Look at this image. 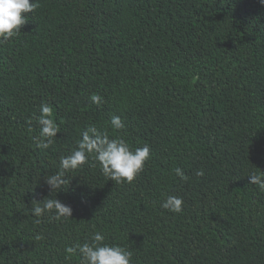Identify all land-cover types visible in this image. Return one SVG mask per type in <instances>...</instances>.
Here are the masks:
<instances>
[{
	"label": "trees",
	"instance_id": "1",
	"mask_svg": "<svg viewBox=\"0 0 264 264\" xmlns=\"http://www.w3.org/2000/svg\"><path fill=\"white\" fill-rule=\"evenodd\" d=\"M39 5L0 41V264H80L70 249L96 232L132 264H264V191L249 177L264 173V3ZM42 103L60 127L47 149L35 139ZM89 124L149 145L150 159L119 184L90 159L52 192L45 177ZM169 195L183 197L181 213L162 207ZM46 198L72 217L34 216Z\"/></svg>",
	"mask_w": 264,
	"mask_h": 264
},
{
	"label": "clouds",
	"instance_id": "2",
	"mask_svg": "<svg viewBox=\"0 0 264 264\" xmlns=\"http://www.w3.org/2000/svg\"><path fill=\"white\" fill-rule=\"evenodd\" d=\"M264 3V0H261ZM39 0H0V41H6L21 31V26L28 21V13H34L39 7ZM94 104L99 105L102 97L93 93L90 97ZM40 132L35 138L37 146L47 149L53 143L54 138L60 132L59 124L53 118V108L48 103L40 105L39 116L36 117ZM110 125L114 130H121L125 124L120 116L113 115ZM96 161L102 173L116 184L127 181L133 182L141 173L150 159V146L133 147L122 135L110 136L101 131L96 125L89 124L81 133L76 149L67 156L60 158V170L46 176V183L52 192H59L70 184L66 173L76 170L89 160ZM175 173L181 179H187L184 171L177 167ZM202 176L203 170L196 173ZM250 183L258 185L264 191V173H252L249 175ZM32 213L36 217L43 216L46 212H54L57 220L63 217H72L73 209L59 199L46 198L43 201H35ZM42 202V203H39ZM183 197L169 195L162 202V207L173 213L183 211ZM37 240L42 239L36 236ZM105 236L96 232L91 237V242L77 244L70 251L77 249L81 256L80 264H132L133 252L125 247L104 243Z\"/></svg>",
	"mask_w": 264,
	"mask_h": 264
}]
</instances>
